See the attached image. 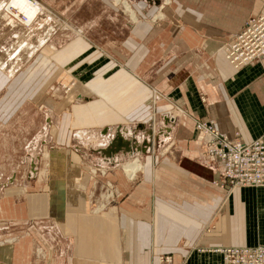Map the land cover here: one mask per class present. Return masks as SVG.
<instances>
[{
	"label": "crops",
	"instance_id": "0c3cea01",
	"mask_svg": "<svg viewBox=\"0 0 264 264\" xmlns=\"http://www.w3.org/2000/svg\"><path fill=\"white\" fill-rule=\"evenodd\" d=\"M129 1L140 20L126 26L120 45L127 53L115 54L127 61L116 63L115 73L118 93L124 94L116 105L117 128L101 154L106 159L116 155L136 158L140 168L135 176L129 175L135 179H126L124 199L105 213L44 217L45 225L63 224L70 234L58 242L39 236L35 244L44 260L24 264H157L160 255H170L173 264H224L221 249L264 247V186L230 188L223 184L219 160L204 154L194 128V121L204 120L244 142L264 133V58L237 70L221 51L246 17L264 16V0H169L153 26L140 17L158 11L159 0ZM45 17L51 21L48 14ZM0 19L7 17L0 13ZM49 23L46 20L43 28L47 29L44 54L50 61L90 64L97 60L104 63L99 68L106 65L105 57L89 60L91 55L85 52V58L77 39L76 44L57 51L54 44H48ZM22 30L15 39L17 63L19 49L25 46ZM33 31L38 30L30 27L27 32ZM137 43L143 49L135 47ZM76 45L77 59L72 53ZM6 52L0 46V86L8 90L12 74L5 69L13 59L3 57ZM138 57L148 60L144 72L130 64ZM170 73L176 76L167 84ZM158 78L165 88L156 87ZM2 87L0 94L5 93ZM139 107L146 108L148 116L137 122L148 123V128L142 123L126 127L133 121L128 119V108L134 112ZM171 107L179 117L174 118ZM103 133L107 135V130ZM116 138H120V147L117 143L111 146ZM145 138L152 140L151 147ZM170 138L176 140L172 145L175 158L160 153L159 140ZM54 187L58 193L63 188Z\"/></svg>",
	"mask_w": 264,
	"mask_h": 264
},
{
	"label": "rangeland",
	"instance_id": "374dc122",
	"mask_svg": "<svg viewBox=\"0 0 264 264\" xmlns=\"http://www.w3.org/2000/svg\"><path fill=\"white\" fill-rule=\"evenodd\" d=\"M34 1L40 13L30 21L25 13L13 7V0H3L0 4V13L7 17L0 19V46L7 51L3 57L13 59L8 62L11 67L5 69L12 74L8 90L0 86L5 91L0 94V264L44 260L41 248L35 244L39 236L58 242L62 236L70 234L68 226L63 224L45 225L44 217L66 213L101 215L124 199L126 179H135V172L128 173L133 175L129 178L122 169L125 162L131 160L129 157L116 155L106 159L101 152L109 147L118 125L116 105L119 106L118 97L124 93H118L116 63L122 65L127 61L115 54L127 53L120 43L126 36L127 24L134 25L132 23L140 20L136 10L129 0ZM122 1L128 3L135 19L123 8ZM159 2L158 11L140 17L152 26L157 25L161 17L158 15L160 8L166 6H163L164 0ZM46 20L52 27L48 44H54L57 51L66 44L81 41V54L85 58V52L91 55L89 60L105 57L106 65L99 68L104 63H97V60L90 64L50 61L44 54ZM7 23L23 28L25 46L19 49L18 63L13 57L15 39L21 35V28L10 27ZM30 27L37 29V33H28ZM134 46L143 49L142 43ZM72 49L77 59L79 46ZM147 63L143 57L130 60L133 67L143 72ZM85 69L89 74H85ZM175 76L170 73L166 83ZM156 84V87L165 88L161 80ZM152 90L156 93L154 88ZM123 101L129 103V100ZM128 110V119L133 121L126 127L141 124L139 120L146 121L143 119L148 116L146 108ZM169 111L172 113L174 108ZM172 114L174 118L179 117L177 110ZM59 124L62 128L56 129ZM42 125L43 131L40 130ZM143 125L148 128V123ZM106 130L107 135H104ZM143 141L152 146L151 139ZM199 143L204 152L201 140ZM173 144L176 145L173 138L159 140L158 145L163 146L160 153L175 158ZM54 185L63 188L58 193Z\"/></svg>",
	"mask_w": 264,
	"mask_h": 264
},
{
	"label": "built area",
	"instance_id": "2783aa9c",
	"mask_svg": "<svg viewBox=\"0 0 264 264\" xmlns=\"http://www.w3.org/2000/svg\"><path fill=\"white\" fill-rule=\"evenodd\" d=\"M29 4L38 8L34 0ZM222 52L226 61L237 70L263 59L264 16L246 19L234 37L222 47ZM194 128L204 152L219 160L223 184L230 188L264 186V133L244 142L238 135L229 137L204 120L194 121ZM219 251L224 264H264V247L261 246ZM157 264H173V259L170 255H160Z\"/></svg>",
	"mask_w": 264,
	"mask_h": 264
},
{
	"label": "bare ground",
	"instance_id": "6f19581e",
	"mask_svg": "<svg viewBox=\"0 0 264 264\" xmlns=\"http://www.w3.org/2000/svg\"><path fill=\"white\" fill-rule=\"evenodd\" d=\"M116 2H120L121 0H115ZM165 3L168 2L169 0H164ZM13 7L16 6L22 13H25V15L28 18V21H30L31 18H34L35 16L37 17V15L40 13V11L38 10L37 7L33 6L32 4H29L27 2V0H13V2H11ZM123 8L128 11L131 14V18H133V13H131V9L130 6L128 5V3L126 2H121ZM135 21V20H134ZM119 140V139H117ZM117 140H115L117 143ZM138 160L132 159L131 161H127L125 162V164L122 166L123 172L127 175H131L132 173H134V171L136 169L140 168V165L138 164ZM131 173V174H128Z\"/></svg>",
	"mask_w": 264,
	"mask_h": 264
},
{
	"label": "water",
	"instance_id": "95a60500",
	"mask_svg": "<svg viewBox=\"0 0 264 264\" xmlns=\"http://www.w3.org/2000/svg\"><path fill=\"white\" fill-rule=\"evenodd\" d=\"M116 139H117V138H116ZM118 139L120 140V138H118ZM119 140H117V146H118V147H120V145H121V143H120ZM113 141H114V140H113ZM113 145H114V144H111L112 147H114Z\"/></svg>",
	"mask_w": 264,
	"mask_h": 264
},
{
	"label": "clouds",
	"instance_id": "9594fccd",
	"mask_svg": "<svg viewBox=\"0 0 264 264\" xmlns=\"http://www.w3.org/2000/svg\"><path fill=\"white\" fill-rule=\"evenodd\" d=\"M131 178V177H130Z\"/></svg>",
	"mask_w": 264,
	"mask_h": 264
}]
</instances>
